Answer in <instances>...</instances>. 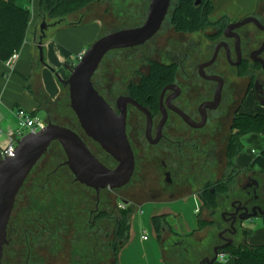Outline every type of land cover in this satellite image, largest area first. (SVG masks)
I'll return each mask as SVG.
<instances>
[{
  "label": "flooded vegetation",
  "instance_id": "flooded-vegetation-1",
  "mask_svg": "<svg viewBox=\"0 0 264 264\" xmlns=\"http://www.w3.org/2000/svg\"><path fill=\"white\" fill-rule=\"evenodd\" d=\"M180 1L171 11L169 7V25L176 36L196 35L195 44L155 43L134 60L139 66L133 67L130 78L112 82L109 68L92 78L94 89L115 114L125 110V134L135 160L130 182L96 191L76 180L64 166L66 159H41L36 165L40 171L29 174L17 195L1 264H119L129 240L121 226L123 211L151 204L162 194H168L166 206L196 196L198 213L214 218L207 222L218 231L215 246L225 239L234 245L248 230V221L241 219L264 212V172L237 168L234 160L239 154L232 162L228 157L229 148L240 144L243 149L249 135L245 130L251 115L244 109L264 111V0H256L252 10L237 19L226 15L212 22L209 12L212 25L195 33L177 32L172 26ZM190 1L202 17L207 2L211 7V0ZM155 36L142 46L115 51L135 52ZM146 85L152 92L144 91ZM119 87L123 91L113 94ZM86 139L93 155L114 169L116 162ZM86 141L97 146L102 157ZM133 179L132 190L123 193ZM172 232L183 237L173 225ZM160 242L165 258L169 245L162 238ZM187 253L180 252L176 264H188ZM212 256L213 251L206 257Z\"/></svg>",
  "mask_w": 264,
  "mask_h": 264
},
{
  "label": "water",
  "instance_id": "water-1",
  "mask_svg": "<svg viewBox=\"0 0 264 264\" xmlns=\"http://www.w3.org/2000/svg\"><path fill=\"white\" fill-rule=\"evenodd\" d=\"M171 0H150L146 18L139 27L123 29L97 39L60 83L68 90L69 107L76 117L84 136L96 143L110 156L116 167L109 169L89 150L83 139L68 127L47 123L37 133H28L18 141L15 155L0 160V264L7 244V227L13 207L23 184L38 162L53 144L62 149L66 166L76 180L96 191L119 189L127 185L134 173L135 160L125 134V110L114 113L92 85V78L104 57L115 50L144 45L157 34L165 20ZM47 24L40 27L38 50L43 63L42 40ZM129 103L144 111L137 103ZM264 218V212L247 215L244 221ZM224 232H221L220 238ZM236 231L232 232V235ZM213 248V256L205 257L199 264H215L220 252L233 246V240Z\"/></svg>",
  "mask_w": 264,
  "mask_h": 264
},
{
  "label": "rangeland",
  "instance_id": "rangeland-1",
  "mask_svg": "<svg viewBox=\"0 0 264 264\" xmlns=\"http://www.w3.org/2000/svg\"><path fill=\"white\" fill-rule=\"evenodd\" d=\"M176 1L177 0L171 1L170 11ZM255 2L256 0H211V11L208 18L212 22H215L220 19V17L226 15H229L233 19H237L252 10ZM148 5L149 0H99L96 5L94 4L90 7L93 9L92 15H99L100 12L102 13L104 11V14H102L104 30L99 38L119 30L135 28L142 25L147 15ZM198 40L199 38L196 35L187 37L174 35L172 28L169 25V16H167L160 32L149 43H147L144 48H140L135 52L114 51L110 53L101 63L94 79L100 77L108 68V77L112 82L120 80L121 77L130 78L133 73V67L139 66V64L135 65L133 63L134 60L136 61L138 55L147 52V49L149 51L155 43L164 45L167 41H171L176 44L187 43L190 45L195 44ZM95 41L96 40H94V42ZM119 91H123L122 87L115 89L113 94L118 93ZM56 106L57 122L74 130L82 138L85 137L79 128L75 115L69 107L67 89L63 100L59 101ZM244 112L251 115V117H255L257 114L264 117V111L256 113L255 108L252 106H247L244 109ZM41 120L44 121L45 118H41ZM26 133H28V130H24V134ZM86 142L94 153H100L98 147L92 142ZM262 146H264V126H262L260 133H253L247 136L244 147L237 156L236 162H234L235 166L240 169L249 167L252 161L256 158V155L252 154L251 151L255 150L257 154H260V152L264 150V147ZM51 158L65 159L64 153L58 144H53L51 146L48 153L42 158L41 163H47ZM37 171H40V167H36L33 170V172ZM134 181L135 179H133V181L125 187L122 192L126 194L129 193L132 190ZM167 198L168 194H162L157 201L148 205L140 206L137 209V212H133L130 215V242L132 245L129 251L125 253L124 264H164L161 260L160 245L152 231L151 217L153 216V212L162 211L161 213H163V211H166L174 213L176 216L171 215V223L175 229L177 228V223L179 224L180 222L185 227L192 226L196 228L199 219L204 221L214 219L210 218V214L205 211H201L199 214L195 212V210L200 209V201L196 196L186 197L183 201H179L170 206L165 205ZM219 215L220 213L218 212L215 217L218 223L220 222L218 219ZM244 226L253 229L264 227V220L255 218L246 222ZM143 232L148 236L147 242H143L141 239ZM217 234L218 231L214 227H206L201 231H197V233L195 232L191 237H175L172 231H168L167 228H164V232L161 233V238L165 246L169 245L165 252V262L168 264H176L179 253L186 250L188 251L186 254L188 264H198L206 253H210L208 248L216 242ZM243 240V237H239L234 245L237 246L238 244H242ZM262 241H264V239H262L260 233L254 234L247 240L249 244H260ZM175 243L176 245L178 244L176 248L173 249L171 247L170 249V245ZM225 259L227 262L226 264H233L234 262L232 257L225 256Z\"/></svg>",
  "mask_w": 264,
  "mask_h": 264
},
{
  "label": "crops",
  "instance_id": "crops-1",
  "mask_svg": "<svg viewBox=\"0 0 264 264\" xmlns=\"http://www.w3.org/2000/svg\"><path fill=\"white\" fill-rule=\"evenodd\" d=\"M98 1L80 12L68 16L63 22L51 23L41 17L39 13L41 0H15V5L18 8L29 10V23L25 40L13 68H7L5 62L0 61V149L8 143L10 134L17 131V112L20 109L32 113L36 120L45 124L51 122L61 125L57 122L56 105L64 96L66 87L60 83V80L68 78L71 68L78 61V55L85 52L104 30L102 16L104 11L100 12L99 15H92L93 9L90 8L92 5H96ZM44 21L47 24V30L42 40L43 63H41L38 44L41 37L40 27ZM41 118H45V120L42 121ZM236 160L237 157L234 162ZM138 208L132 207V213L137 212ZM161 212H153L152 217L163 214L176 216L171 212ZM260 219L264 220V218ZM246 229L252 233L243 240L242 244H249L247 240L256 233H260L264 239V227ZM175 230L185 236L192 232L197 233L198 225L196 228L185 227L180 222L177 223ZM152 231L154 233L153 228ZM130 235L131 232L129 231V240L119 255V264H124L125 253L131 248ZM142 241L147 242L148 236L147 240ZM158 244L161 249L162 263L166 264L162 242H158ZM215 244L216 242L208 248L209 254L213 251ZM249 245H264V241L260 244ZM209 254L206 253L204 257ZM225 260V257L222 260L218 258L215 264H226Z\"/></svg>",
  "mask_w": 264,
  "mask_h": 264
},
{
  "label": "trees",
  "instance_id": "trees-1",
  "mask_svg": "<svg viewBox=\"0 0 264 264\" xmlns=\"http://www.w3.org/2000/svg\"><path fill=\"white\" fill-rule=\"evenodd\" d=\"M96 1L97 0H41L39 4V13L41 17L50 22H63L68 16L80 12ZM210 10V4L207 2L205 15L202 17L201 11L195 10L192 1L181 0L176 5L172 18V26L177 32L182 33L202 31L212 25L207 20V15ZM28 23V9L18 8L15 5V0H0V61L6 62L14 52H19L25 40ZM150 89L151 88L146 85L144 91L152 92ZM63 97L60 101L63 100ZM262 126H264V117H250L246 125L245 133H260ZM241 150L242 146L240 144L229 148L228 157L231 162ZM231 162L230 165L232 166ZM256 168L264 172V150L252 161L247 170ZM210 203L213 204V200H211ZM131 214V210L123 211L121 226L126 240L129 239V219ZM151 223L158 242H160L163 228L172 231V225L169 223L168 214L152 217ZM210 225H213V223L199 219L197 231H201ZM251 233L250 230H244L242 236L246 239ZM193 234L194 232L183 237H191ZM220 254L232 257L235 264H264V245H249L245 243L238 244L237 246L233 245L225 248ZM165 263L168 264L167 262Z\"/></svg>",
  "mask_w": 264,
  "mask_h": 264
},
{
  "label": "built area",
  "instance_id": "built-area-1",
  "mask_svg": "<svg viewBox=\"0 0 264 264\" xmlns=\"http://www.w3.org/2000/svg\"><path fill=\"white\" fill-rule=\"evenodd\" d=\"M85 52H82L78 55V61L82 58ZM19 52H14L11 57L5 62L7 68L12 69L15 62L18 59ZM17 120H18V128L17 131L13 134H10L8 143L0 149V160L4 159L5 157H13L15 155V151L17 148L18 141L20 138L25 136L28 133H37L41 130H43L46 126L45 123L36 120L32 113L20 109L17 112ZM24 130H28V133L24 134ZM120 209H124L125 206L123 204L119 205ZM196 213H198V210H196ZM142 240H147V235L143 232ZM225 256L220 254L218 258L221 260Z\"/></svg>",
  "mask_w": 264,
  "mask_h": 264
}]
</instances>
